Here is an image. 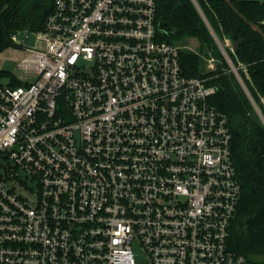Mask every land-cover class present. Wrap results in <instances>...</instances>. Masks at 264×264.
<instances>
[{
  "label": "built area",
  "instance_id": "obj_1",
  "mask_svg": "<svg viewBox=\"0 0 264 264\" xmlns=\"http://www.w3.org/2000/svg\"><path fill=\"white\" fill-rule=\"evenodd\" d=\"M156 11L54 0L43 29L11 34L25 54L0 83V264H264L229 244L242 185L228 116Z\"/></svg>",
  "mask_w": 264,
  "mask_h": 264
},
{
  "label": "trees",
  "instance_id": "obj_2",
  "mask_svg": "<svg viewBox=\"0 0 264 264\" xmlns=\"http://www.w3.org/2000/svg\"><path fill=\"white\" fill-rule=\"evenodd\" d=\"M156 0V24L161 40L186 45L197 38L200 50L181 49L183 72L206 77L216 91L211 101L228 116L232 153L242 185V195L229 230L230 247L264 263V121L242 82L215 42L214 31L224 40L243 38L237 50L226 45L251 96L264 117V38L241 18L225 0ZM249 21L264 30V0H231ZM54 7V0H0V52L12 44L17 30H40ZM209 24V25H208ZM202 53V54H201ZM212 53L216 68L206 69L203 55ZM246 65V71L240 64ZM12 71L0 67V83ZM15 85L19 80L13 81Z\"/></svg>",
  "mask_w": 264,
  "mask_h": 264
},
{
  "label": "rangeland",
  "instance_id": "obj_3",
  "mask_svg": "<svg viewBox=\"0 0 264 264\" xmlns=\"http://www.w3.org/2000/svg\"><path fill=\"white\" fill-rule=\"evenodd\" d=\"M212 32L215 36V37L214 36L213 37H214L217 45H218V42L216 39H218V41H220L222 43V45L225 46L226 40L225 41L221 40L214 31H212ZM17 36H18V40L20 42L23 41L26 46H33L36 43V33L34 31L30 32L29 37H27V32H24V31L17 32ZM185 44H186V48H188V49H192V50H195L197 52L200 50V42L197 38H190L186 41ZM218 47H219V45H218ZM24 54H25L24 51H21L19 48H17L13 44H11L6 49H4L3 51L0 52V67L1 68H7V69H13L15 66V61H14L13 57H16L17 59H21L24 56ZM206 69L208 70L207 66H206ZM254 102H255V100H254ZM257 107H258V105H257Z\"/></svg>",
  "mask_w": 264,
  "mask_h": 264
},
{
  "label": "water",
  "instance_id": "obj_4",
  "mask_svg": "<svg viewBox=\"0 0 264 264\" xmlns=\"http://www.w3.org/2000/svg\"><path fill=\"white\" fill-rule=\"evenodd\" d=\"M195 5L201 10L200 6H199V3L197 0H192ZM226 2H228L230 4V6L233 8V10L241 17L243 18L251 27H253L254 29H256L260 34L261 36L264 38V30L263 28L261 27V25L257 24V23H254L252 21H249L248 18L238 10V8L231 2V0H225ZM202 12V10H201ZM209 25V24H208ZM213 33V32H212ZM214 35V34H213ZM215 37V36H214ZM229 40V43H230V46L234 49V50H237L240 46V43L243 41V38L241 39H237V40H231L230 38H228ZM256 103V102H255ZM255 107H256V110L259 112V114L261 115L263 121H264V117L262 115V112L261 110L257 107V104H254Z\"/></svg>",
  "mask_w": 264,
  "mask_h": 264
}]
</instances>
